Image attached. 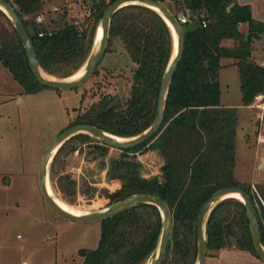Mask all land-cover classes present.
Masks as SVG:
<instances>
[{"label": "trees", "instance_id": "1", "mask_svg": "<svg viewBox=\"0 0 264 264\" xmlns=\"http://www.w3.org/2000/svg\"><path fill=\"white\" fill-rule=\"evenodd\" d=\"M6 1L18 15L40 69L60 79L73 76L83 66L100 15L112 0H88L90 10L81 21L69 18L68 9L63 6L52 13L46 10L49 13L42 22H36L35 16L45 10L47 0ZM158 1L175 18L179 13L187 16V21L179 23L183 47L167 88L159 130L138 145L117 147L118 156L107 162L101 158L108 145L77 133L54 153L48 165V182L63 200L70 201L75 182L63 168L68 155L82 144L88 147L92 160L98 159L104 180L118 182L115 190L101 192L107 204L133 193L157 195L170 212L168 241L159 264H195V221L200 207L215 190L237 186L254 207L258 238L264 248V181L252 182V191L251 183L235 174L237 115L233 106L219 103L217 80L219 60L225 58L236 68L241 105L251 104L255 96L264 93L261 58L255 59L251 48L252 39L264 32V23L252 18L246 3L237 4L234 0ZM242 23L246 24L245 32L239 29ZM226 40L231 44L225 45ZM113 41L121 44L134 63L128 96L121 99L100 95L70 125L88 123L114 136L131 137L147 128L153 118L158 84L173 50L172 36L154 10L126 4L110 17L105 51ZM0 65L22 86L23 92L45 88L33 78L20 39L1 10ZM262 117L264 129V112ZM96 140L99 143L92 144ZM144 147L162 160L158 176L146 178L140 173L141 165L134 153ZM81 192L91 193L86 187ZM98 223L97 246L78 250L81 264H141L151 256L161 229L159 211L148 203L133 205ZM204 236L205 255L233 246L257 257L244 205L236 198L226 197L214 204L205 220Z\"/></svg>", "mask_w": 264, "mask_h": 264}, {"label": "rangeland", "instance_id": "2", "mask_svg": "<svg viewBox=\"0 0 264 264\" xmlns=\"http://www.w3.org/2000/svg\"><path fill=\"white\" fill-rule=\"evenodd\" d=\"M234 2L244 4L240 0ZM246 4L252 18L264 23V0H249ZM88 5V0H47L43 19L46 13L53 12L52 7L60 10L59 7L65 6L69 18L81 21L88 14L85 9ZM239 29L245 32L246 24H239ZM224 44L230 45L231 41L226 40ZM251 48L255 59H260L264 32L252 39ZM219 63V103L233 106L237 115L235 174L239 179L250 182L253 191L252 182L264 181V173L258 178L256 172L259 157L264 151V129L259 120L264 106L262 111L256 108L253 104L257 102L255 98L251 104L241 105L235 66L225 58H220ZM133 68L134 63L121 44L113 41L109 49L104 50L96 71L77 87L57 90L45 87L25 93L0 65V264H81L78 250L97 246L98 222L60 218L44 204L37 188V168L51 140L92 101L103 94L116 95L121 99L128 96ZM94 143L99 142L92 141ZM78 147L79 150L68 155L63 168L75 182V194L70 201L63 200L50 183L49 186L55 199L61 200L67 209L89 213L109 205L101 192L115 190L118 182L105 181L98 159L92 160L88 156L86 145L78 144ZM118 154L116 147L109 146L101 160L107 162L108 158ZM134 156L141 165L143 177L159 175L162 160L156 152L144 147ZM85 187L91 193H82ZM150 258L141 264H147ZM204 264L264 262L248 251L232 246L207 253Z\"/></svg>", "mask_w": 264, "mask_h": 264}, {"label": "water", "instance_id": "3", "mask_svg": "<svg viewBox=\"0 0 264 264\" xmlns=\"http://www.w3.org/2000/svg\"><path fill=\"white\" fill-rule=\"evenodd\" d=\"M131 1H137L138 3H133ZM126 4H140L152 10L154 9L151 7H155L157 10L154 11L158 13V15L163 19V21L166 23V25L170 30L172 36V46H173V42L175 41L174 53L171 54L158 84L153 118L147 128H145L140 133L131 137L114 136L88 123H76L66 127L51 140V142L44 149L41 155L37 168V175H36L37 188L44 204L55 215L66 220L78 221V222H92V221L98 222L102 219L109 218L112 215H115L139 203L153 204L158 209L161 217V229L156 246L150 256L151 258L148 264H159V262L161 261L164 255L166 244L168 241L170 212L166 204L157 195L150 193H133L123 197L122 199L114 203L107 205L102 209L84 214H72L70 212L61 209L56 205V203L53 201L51 196H49V194L47 193L46 184L48 182V165L54 153L65 140H67L68 138H70L71 136L77 133L87 134L89 136L99 139L108 146H112L116 148L133 147L153 137L157 133V131L161 126L164 115V100H165L167 88L171 81L174 70L179 62L183 47V35L181 32L180 25L177 22V19L169 12L167 7L158 0H112L107 6H105V8L103 9L100 15L98 23L101 28V35L97 41L96 47L93 48L95 43V34L97 28L96 26L90 52L83 63L84 71L82 75L74 80H65L67 77L60 79L57 78L49 79L42 76L41 72L43 71L40 69L38 65L32 44L20 22L18 15L11 8L9 2H7L6 0H0V10L12 22L14 30L23 46L27 60V65L33 78L40 85L48 88L71 89L83 83L91 74L94 67L100 61L102 54L105 50V42H106L110 17L114 11H116L118 8ZM189 15L192 14L189 13ZM263 154L259 157L257 163L256 172L258 178L261 177L264 173V157H262ZM233 193H238L240 198H236L230 195ZM226 197L236 198L243 203L245 209V216L248 223V231L250 235L251 245L254 254L257 256V258H259L261 261L264 262V248L259 242L257 219L255 216L254 207L250 202L249 196L240 187L224 186L211 193L210 196L203 202L202 206L200 207L197 213L196 221H195L196 264H204V258H205L204 224L206 217L209 211L211 210V208L214 206V204H216L218 201Z\"/></svg>", "mask_w": 264, "mask_h": 264}, {"label": "bare ground", "instance_id": "4", "mask_svg": "<svg viewBox=\"0 0 264 264\" xmlns=\"http://www.w3.org/2000/svg\"><path fill=\"white\" fill-rule=\"evenodd\" d=\"M131 2H133V3H138L137 1H131ZM151 8H153L154 10H157L155 7H151ZM100 35H101V28H100V25H99V23H98V24H97V28H96L95 43H94V47H93V48L96 47V44H97V41H98ZM173 38H174V35H173ZM174 43H175V41L173 42V50H172V54L174 53V47H175V46H174ZM83 71H84V65H83V66L78 70V72H76L73 76H71V77H69V78H67V79H65V80H74V79L78 78L79 76H81L82 73H83ZM41 74H42V76L45 77V78L53 79V77L48 76V75L45 74L44 72H41ZM120 140H121V139H120ZM262 157H264V154H263ZM46 190H47V193L49 194V196H51V198L53 199V201L56 203V205H57L58 207H60L61 209L65 210V211H67V212H70V213H72V214H84L83 212H76V211H73V210L67 209L65 206L61 205V203L58 202V201L55 199V197L52 195V193H51V189H50V186H49V182H47V184H46ZM230 195H231V196H234V197H236V198H240L238 193H233V194H230ZM147 264H148V262H147ZM195 264H196V263H195Z\"/></svg>", "mask_w": 264, "mask_h": 264}, {"label": "built area", "instance_id": "5", "mask_svg": "<svg viewBox=\"0 0 264 264\" xmlns=\"http://www.w3.org/2000/svg\"><path fill=\"white\" fill-rule=\"evenodd\" d=\"M249 0H240L241 3H246L248 2ZM62 7V6H61ZM60 8V7H59ZM58 7H52V10H57ZM86 9V12H89L90 10V7L87 6L85 7ZM43 13V12H42ZM42 13H38L36 16H35V21L36 22H42L43 21V15ZM189 15V14H188ZM177 19V22L178 23H184L185 21H187V16L185 14H182V13H179L178 16L176 17ZM76 22V21H75ZM38 35H41V33L39 32ZM259 65L260 67H262V69L264 70V49H263V52H262V57L261 59L259 60ZM255 100L257 102H253L254 106L256 108H259L261 111L263 109V106H264V93H261V94H258L257 96H255ZM262 115H263V112L262 114L259 116V120L261 121L262 120Z\"/></svg>", "mask_w": 264, "mask_h": 264}, {"label": "crops", "instance_id": "6", "mask_svg": "<svg viewBox=\"0 0 264 264\" xmlns=\"http://www.w3.org/2000/svg\"><path fill=\"white\" fill-rule=\"evenodd\" d=\"M223 105H227V106H230L229 104H223ZM2 178V177H1ZM1 181H4V180H1ZM3 183V182H2Z\"/></svg>", "mask_w": 264, "mask_h": 264}]
</instances>
